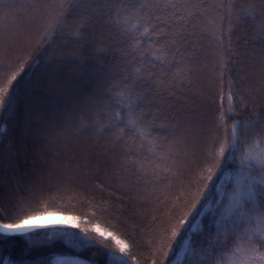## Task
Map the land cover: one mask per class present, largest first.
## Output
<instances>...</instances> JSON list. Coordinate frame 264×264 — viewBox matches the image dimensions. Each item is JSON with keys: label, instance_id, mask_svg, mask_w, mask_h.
<instances>
[{"label": "trees", "instance_id": "16d2710c", "mask_svg": "<svg viewBox=\"0 0 264 264\" xmlns=\"http://www.w3.org/2000/svg\"><path fill=\"white\" fill-rule=\"evenodd\" d=\"M86 2L95 3L98 14L77 38L73 32L82 20L77 0H0V87L24 68L14 82L10 103L0 109V222L35 212L77 222L72 228L47 227L26 236L0 237V264L5 260L54 264L58 256L108 264L110 248L74 246L69 243L73 236L66 235L82 236L80 225L95 224L129 242L137 264H171L189 235L193 253L186 264H197L216 249L213 259H220L228 249L219 244L224 230L220 228L218 234L217 224L229 207L239 164L236 160L225 167L222 162L221 170L214 166L223 128L230 129L233 121L255 120L257 114L264 119V35L259 21L237 19L241 7L250 4L258 15L260 0H232L231 17L229 0H223V8L217 7L222 0H205L212 8L193 21L194 34L181 65L185 72L191 71L176 78L175 69L167 75L159 66L154 69L174 86L149 92L140 101L154 120L152 137L131 152L116 140L118 122L111 118L127 109L120 107L118 89H110L120 84L126 70L139 66V54L135 61L129 54L130 42L121 31L129 25L122 23L123 15L116 16L117 0ZM25 33L34 38L25 43ZM53 67L57 76H52ZM187 114L199 125L191 153L178 126ZM248 139L251 143L254 137ZM32 149H38L36 157ZM10 162L17 164L10 175L17 184L12 197L5 193L11 178L5 168ZM141 164L146 174L140 171ZM210 171L215 175L208 180ZM227 173L232 179L219 202L217 185ZM206 205L213 211L201 217V230L191 233ZM189 212L187 222L178 227ZM173 231H179L175 240ZM106 243L114 246L110 239ZM228 243L231 246L233 241Z\"/></svg>", "mask_w": 264, "mask_h": 264}, {"label": "snow or ice", "instance_id": "6c2138e0", "mask_svg": "<svg viewBox=\"0 0 264 264\" xmlns=\"http://www.w3.org/2000/svg\"><path fill=\"white\" fill-rule=\"evenodd\" d=\"M77 7L82 20L73 35L79 38L80 29L98 14V9L95 3L86 0H77ZM115 7L116 16L123 15L122 23L129 25L122 27L121 31L130 42L129 54L133 56V61L137 59L135 54H139V66L132 67L130 71L126 70L120 84L110 89H118L116 95L120 98V107L127 109L124 114L117 111L111 118L118 122L116 140L124 143L131 152L133 148H142L143 141L152 137L151 127L154 120L140 107V101L147 99L149 92L174 86L154 69L159 66L164 75L175 69L173 76L176 78H181L182 74L187 75L191 71L189 68L185 72L181 68L185 62L187 46L194 34L190 29L195 27L193 21L209 11L212 5L206 4L205 0H117ZM217 7L223 8V0ZM232 7V0H229V17L233 14ZM249 18L252 22L259 21V31L264 35V0H260L258 15L257 9L251 4L247 8L241 7L237 19L247 23ZM133 20L135 23H129ZM54 24H59V20H54ZM49 27H53V24ZM144 44L147 47H142ZM23 71L21 66L15 74L7 78L3 87H0V109L10 103L14 82ZM240 82L244 83L243 77ZM261 94L264 95V90H261ZM232 99L233 89L230 81L228 100ZM104 127L108 128L110 125ZM223 133L224 139L217 154L215 168L221 170L222 162L227 167L239 160L229 207L222 217V223L217 224L218 234L220 228L224 230L223 239L219 244L228 251L220 253V259L215 260L213 257L219 252V249H216L206 258L201 257L197 264H264V119L257 114L255 120L233 121L230 129L223 128ZM249 136L254 137L251 143ZM137 140L140 141L139 145ZM132 163L137 161L133 160ZM140 171L146 174L143 164L140 165ZM213 175L215 173L210 171L207 179L211 180ZM196 203H199V199L192 205L193 209ZM54 215L55 213L51 212H35L14 222H0V237L26 236L38 226L35 221L43 216ZM189 215L191 212L179 221L178 227H183ZM50 223L55 224L58 221ZM79 228L82 236L66 234L73 236L69 243L84 248L93 244L110 248L108 264H137L135 256L130 252L131 245L125 239L99 224L91 227L80 225ZM90 232L98 235L90 236ZM178 235L179 231H173L171 239L175 240ZM109 239L114 242V246L106 243ZM230 240L233 241L231 246L228 243ZM167 247L171 250V243ZM164 256L167 258V252H164ZM3 264H9V261L5 260Z\"/></svg>", "mask_w": 264, "mask_h": 264}, {"label": "rangeland", "instance_id": "374dc122", "mask_svg": "<svg viewBox=\"0 0 264 264\" xmlns=\"http://www.w3.org/2000/svg\"><path fill=\"white\" fill-rule=\"evenodd\" d=\"M54 10V9H53ZM56 14V11L54 10V12ZM47 22V21H45ZM44 21L42 23V25H44ZM45 26V25H44ZM47 26V25H46ZM17 32V31H16ZM15 32V33H16ZM201 33H205V31L203 30V28H201ZM12 34V33H11ZM28 34V33H27ZM25 34H21L22 35V39L23 41L26 43L29 39L34 38L32 35V33L30 35ZM11 36V35H10ZM2 40L4 41V37L2 38ZM216 63V62H215ZM53 71V75H58L59 71H57L56 67ZM52 68V69H53ZM49 81V80H48ZM60 83H64L65 81L60 80ZM54 84V82H52ZM68 83V79L67 81L64 83L66 84ZM69 84H67L68 86ZM55 86H58V84H56ZM72 85L70 84L69 87H71ZM76 90L78 91V88L75 87ZM82 94V93H81ZM198 98H202L199 96V94L197 95ZM185 106V105H184ZM195 106H197V104H195ZM190 107V106H189ZM200 114V113H199ZM198 112L197 115H195V118L198 119L199 116ZM52 113L48 114V117L52 118ZM188 115V114H187ZM195 118L193 115H188L187 118L185 119H180V123L179 126V130H180V138L181 140L184 141V146H186L188 152H190V149H193V147L196 145L195 141H196V137H197V130H199V125L198 122L195 121ZM188 144V145H186ZM195 148V147H194ZM38 149H32V157H36L37 155V151ZM191 153V152H190ZM20 155V153H18ZM30 163L32 164L33 162L30 161ZM17 166L16 163L14 162H10L9 166H7L5 168V173H7L9 175V177H11L10 179H8L10 181V183L7 181V186H6V190L5 193L8 197H12L11 195L16 194V186L17 184L14 181V178L11 175L12 171L14 170V168ZM232 177L229 173L225 174L219 181L218 185H217V192H218V200L219 202L224 198L226 191L225 188L226 186L230 183ZM214 207H212L211 205H206L204 207V209L202 210L200 216L195 220V222L193 223L190 232L191 233H196L198 231L201 230L202 228V224H201V217L205 214L208 213L210 211H213ZM50 221H58V223H50ZM36 225H38L34 230L37 229H41V228H47V227H76L77 226V222L71 218V217H67V216H62V215H54V216H43L40 219H38L37 221H35ZM33 230V231H34ZM185 241H187V246L185 247ZM192 240H191V235H189L183 242L181 249L179 250L177 256L175 257V259L173 260V262L171 264H186V261L189 259L190 255L193 253V247H192ZM54 264H90L80 258L77 257H68V256H58L55 258Z\"/></svg>", "mask_w": 264, "mask_h": 264}, {"label": "bare ground", "instance_id": "6f19581e", "mask_svg": "<svg viewBox=\"0 0 264 264\" xmlns=\"http://www.w3.org/2000/svg\"><path fill=\"white\" fill-rule=\"evenodd\" d=\"M56 216V215H55Z\"/></svg>", "mask_w": 264, "mask_h": 264}]
</instances>
